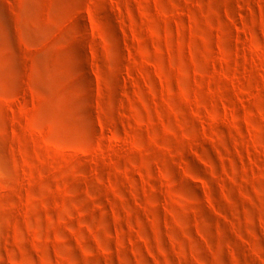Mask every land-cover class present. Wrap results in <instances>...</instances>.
<instances>
[{
  "label": "rangeland",
  "instance_id": "374dc122",
  "mask_svg": "<svg viewBox=\"0 0 264 264\" xmlns=\"http://www.w3.org/2000/svg\"><path fill=\"white\" fill-rule=\"evenodd\" d=\"M0 264H264V0H0Z\"/></svg>",
  "mask_w": 264,
  "mask_h": 264
}]
</instances>
